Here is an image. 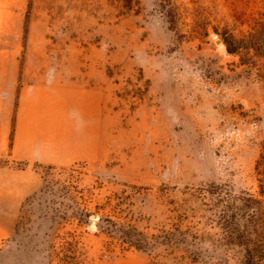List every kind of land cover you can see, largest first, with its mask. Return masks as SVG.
Instances as JSON below:
<instances>
[{
  "label": "rangeland",
  "instance_id": "1",
  "mask_svg": "<svg viewBox=\"0 0 264 264\" xmlns=\"http://www.w3.org/2000/svg\"><path fill=\"white\" fill-rule=\"evenodd\" d=\"M263 23L264 0H0V264L257 261Z\"/></svg>",
  "mask_w": 264,
  "mask_h": 264
},
{
  "label": "trees",
  "instance_id": "2",
  "mask_svg": "<svg viewBox=\"0 0 264 264\" xmlns=\"http://www.w3.org/2000/svg\"><path fill=\"white\" fill-rule=\"evenodd\" d=\"M257 34L260 35L261 37L260 38L258 37L259 45L255 46L253 50H255V51L259 52V53H260V51L263 52V53H260V54H262L261 56L264 57V23L262 24L260 30L257 31ZM223 42L226 45L227 51L229 53H235L236 52L235 50L237 49V47H235L236 49L233 47L234 46V41H231L230 39H225ZM261 164L263 166V172H264V155L261 156V160H259L257 162V168L259 166H261ZM259 252L260 253H257V254H258V256H260V258L256 259L257 261L254 262V257L252 256L253 262H250V260H249L250 263H248V264H264V257H263L264 256V249L259 251Z\"/></svg>",
  "mask_w": 264,
  "mask_h": 264
},
{
  "label": "water",
  "instance_id": "3",
  "mask_svg": "<svg viewBox=\"0 0 264 264\" xmlns=\"http://www.w3.org/2000/svg\"><path fill=\"white\" fill-rule=\"evenodd\" d=\"M221 43V41L219 40V39H217L216 41H215V44H220Z\"/></svg>",
  "mask_w": 264,
  "mask_h": 264
}]
</instances>
